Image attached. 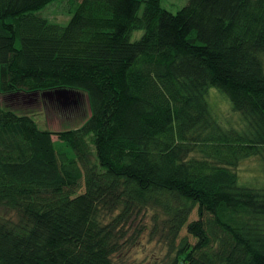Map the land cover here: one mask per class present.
Segmentation results:
<instances>
[{"label":"trees","instance_id":"16d2710c","mask_svg":"<svg viewBox=\"0 0 264 264\" xmlns=\"http://www.w3.org/2000/svg\"><path fill=\"white\" fill-rule=\"evenodd\" d=\"M54 1L0 0V94L81 92L90 112L54 133L0 108V264H118L146 233L150 264H264V189L238 174L264 170V0H82L64 27L36 14Z\"/></svg>","mask_w":264,"mask_h":264},{"label":"rangeland","instance_id":"374dc122","mask_svg":"<svg viewBox=\"0 0 264 264\" xmlns=\"http://www.w3.org/2000/svg\"><path fill=\"white\" fill-rule=\"evenodd\" d=\"M81 1L82 0H55L43 10L36 12V14L47 19L50 23L64 27L68 25L72 17L71 12L75 4ZM189 2L190 0H161V5L164 9L175 14L183 7L187 6ZM143 35L144 31H135L132 34V42L140 40ZM75 94L78 103L70 104V106L66 107L59 103L64 102V100H58L57 98L53 100L49 96H42L43 98L37 96L35 99L31 98L29 102H20L7 100L0 94V108L8 106L19 113L31 112V116L40 129L59 133L79 128L82 125L81 121H79V116L82 113L85 116L89 115L90 111L87 96L81 92H76ZM69 99L70 98H68V100ZM42 100H46L45 103ZM207 100L214 117L220 123H223L224 126L228 127L241 123L240 116L231 110V104L225 94L214 88L209 92ZM26 106L30 107L28 108ZM48 106H52V108ZM53 141L57 142L56 147L58 152L62 149L61 153L65 154V156L69 158L74 157V153L67 148L64 143L59 142V137L57 135L53 136ZM238 174L241 186H247L256 190L264 189V170L262 171L259 159L251 158L242 161L238 168ZM82 187L80 193H83L85 190L84 184H82ZM196 219L197 216L194 213L190 220L193 221ZM185 230L186 228H184L182 236L187 234ZM140 241L141 243H139L138 246L130 250H125L121 255L117 256L116 261L118 264H150L159 261V258L165 255L166 249H164L163 245L156 241L150 242L148 233H146L144 238Z\"/></svg>","mask_w":264,"mask_h":264},{"label":"water","instance_id":"95a60500","mask_svg":"<svg viewBox=\"0 0 264 264\" xmlns=\"http://www.w3.org/2000/svg\"><path fill=\"white\" fill-rule=\"evenodd\" d=\"M52 95H56V96H52ZM76 95V94H75ZM74 93L68 91V90H62V91H56L54 92V94L52 93H48V94H43L42 96H49L51 99H58V100H64V104L65 105H69V104H77L78 103V99L77 96L75 98ZM68 98H70L68 100Z\"/></svg>","mask_w":264,"mask_h":264},{"label":"flooded vegetation","instance_id":"af4514ba","mask_svg":"<svg viewBox=\"0 0 264 264\" xmlns=\"http://www.w3.org/2000/svg\"><path fill=\"white\" fill-rule=\"evenodd\" d=\"M59 103H60L62 106H65V107L67 106V105H65L63 102H59Z\"/></svg>","mask_w":264,"mask_h":264},{"label":"bare ground","instance_id":"6f19581e","mask_svg":"<svg viewBox=\"0 0 264 264\" xmlns=\"http://www.w3.org/2000/svg\"><path fill=\"white\" fill-rule=\"evenodd\" d=\"M77 99V98H76Z\"/></svg>","mask_w":264,"mask_h":264}]
</instances>
